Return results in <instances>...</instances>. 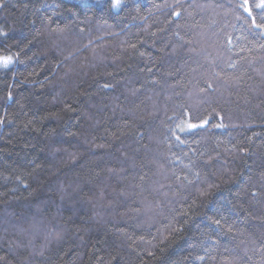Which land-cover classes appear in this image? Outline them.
<instances>
[{
  "label": "trees",
  "instance_id": "16d2710c",
  "mask_svg": "<svg viewBox=\"0 0 264 264\" xmlns=\"http://www.w3.org/2000/svg\"><path fill=\"white\" fill-rule=\"evenodd\" d=\"M258 2L0 0V264H264Z\"/></svg>",
  "mask_w": 264,
  "mask_h": 264
},
{
  "label": "snow or ice",
  "instance_id": "6c2138e0",
  "mask_svg": "<svg viewBox=\"0 0 264 264\" xmlns=\"http://www.w3.org/2000/svg\"><path fill=\"white\" fill-rule=\"evenodd\" d=\"M121 4V0H113V4L112 6L115 7H119ZM258 8H264V0H260V3L256 5ZM248 9H246L247 11ZM251 14V13H250ZM12 63L11 57H7V58H3L0 59V65H2L3 67H8V65ZM189 127H196V125H190ZM213 223L219 224L220 221L219 220H214Z\"/></svg>",
  "mask_w": 264,
  "mask_h": 264
},
{
  "label": "rangeland",
  "instance_id": "374dc122",
  "mask_svg": "<svg viewBox=\"0 0 264 264\" xmlns=\"http://www.w3.org/2000/svg\"><path fill=\"white\" fill-rule=\"evenodd\" d=\"M260 3V0H259V2H258V4Z\"/></svg>",
  "mask_w": 264,
  "mask_h": 264
}]
</instances>
